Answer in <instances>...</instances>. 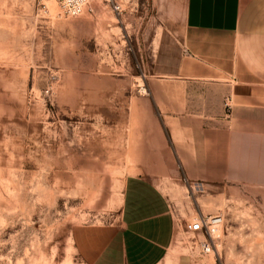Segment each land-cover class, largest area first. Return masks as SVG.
I'll use <instances>...</instances> for the list:
<instances>
[{"label":"rangeland","instance_id":"1","mask_svg":"<svg viewBox=\"0 0 264 264\" xmlns=\"http://www.w3.org/2000/svg\"><path fill=\"white\" fill-rule=\"evenodd\" d=\"M118 2L71 16L56 0H0V264H76L69 230L117 215L137 127L171 126L156 117L171 73L157 48L183 0ZM159 186L177 217L197 218L183 185ZM248 212L234 216L264 218ZM210 214L224 226L223 208ZM176 233L165 264H225L194 245L201 235ZM215 242L220 256L221 230Z\"/></svg>","mask_w":264,"mask_h":264},{"label":"crops","instance_id":"2","mask_svg":"<svg viewBox=\"0 0 264 264\" xmlns=\"http://www.w3.org/2000/svg\"><path fill=\"white\" fill-rule=\"evenodd\" d=\"M159 38L170 105L156 117L171 126L137 127L117 215L69 230L76 264H165L179 225L202 252L208 239L186 231L159 182L183 185L197 217L225 210L215 262L264 264V218L234 216L264 217V0H183L177 29Z\"/></svg>","mask_w":264,"mask_h":264},{"label":"built area","instance_id":"3","mask_svg":"<svg viewBox=\"0 0 264 264\" xmlns=\"http://www.w3.org/2000/svg\"><path fill=\"white\" fill-rule=\"evenodd\" d=\"M67 15L76 16L80 14L91 0H56ZM112 6V9L120 13L121 5L119 0H103ZM230 100H227L226 108L229 109ZM223 225V218L220 214L198 216L192 222L186 224V231L189 233L202 232L208 239V245L202 248V252L209 253L216 250V239L219 238V230Z\"/></svg>","mask_w":264,"mask_h":264}]
</instances>
